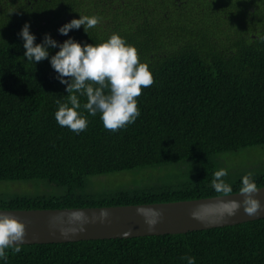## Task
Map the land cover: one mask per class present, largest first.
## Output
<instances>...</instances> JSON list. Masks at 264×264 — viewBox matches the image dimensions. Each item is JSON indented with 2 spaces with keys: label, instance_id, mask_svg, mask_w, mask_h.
Returning <instances> with one entry per match:
<instances>
[{
  "label": "trees",
  "instance_id": "obj_1",
  "mask_svg": "<svg viewBox=\"0 0 264 264\" xmlns=\"http://www.w3.org/2000/svg\"><path fill=\"white\" fill-rule=\"evenodd\" d=\"M79 15L101 22L68 36ZM99 44L119 33L138 49L154 82L137 97L140 116L112 131L88 115L77 134L55 119L66 85L49 60L29 62L18 33ZM59 48L50 49L54 55ZM65 79H68L65 77ZM81 105L86 102L80 96ZM264 150V0H0V210L167 203L239 193L264 161L231 166L226 156ZM250 157V156H249ZM232 186L212 187L214 173ZM92 177H98L91 180ZM11 192V193H9ZM6 249L0 264H264V219L180 235Z\"/></svg>",
  "mask_w": 264,
  "mask_h": 264
},
{
  "label": "clouds",
  "instance_id": "obj_2",
  "mask_svg": "<svg viewBox=\"0 0 264 264\" xmlns=\"http://www.w3.org/2000/svg\"><path fill=\"white\" fill-rule=\"evenodd\" d=\"M98 15H79L58 29L61 35L68 36L74 29L83 26L93 28L101 22ZM19 37L23 40L24 57L27 61L37 63L49 60L51 67L57 73L56 79L66 85L67 101H57L58 110L55 119L60 126H67L79 134L89 124L88 115L100 114V119L106 129L116 131L134 123L140 116L137 97L141 96L142 88L151 86L154 82L153 73L147 63L142 62L138 49L130 44L119 33H113L107 40L99 44L83 43L73 37L63 43L46 33L40 43L30 31V23L25 22ZM59 48L54 55L50 49ZM67 77L68 79H65ZM80 96H85L86 102L81 105ZM228 170L221 168L214 173L212 187L216 191L231 192L232 186L223 177ZM260 191L257 183L249 172L242 177L239 192L244 196L243 207L247 214L254 215L261 208L260 201L254 197ZM241 207V202L233 201L230 211ZM157 215H159L157 213ZM155 223V221H151ZM26 225L15 217L0 213V259H6V249L22 242ZM187 264H196L194 256H185Z\"/></svg>",
  "mask_w": 264,
  "mask_h": 264
},
{
  "label": "water",
  "instance_id": "obj_3",
  "mask_svg": "<svg viewBox=\"0 0 264 264\" xmlns=\"http://www.w3.org/2000/svg\"><path fill=\"white\" fill-rule=\"evenodd\" d=\"M259 189L253 195L260 201L261 208L254 215L246 213L242 204L244 196L240 192L167 203L66 209H1L0 213L13 216L26 225L24 239L17 242L16 246L180 235L264 219V187ZM233 201L241 202V207L230 211Z\"/></svg>",
  "mask_w": 264,
  "mask_h": 264
},
{
  "label": "rangeland",
  "instance_id": "obj_4",
  "mask_svg": "<svg viewBox=\"0 0 264 264\" xmlns=\"http://www.w3.org/2000/svg\"><path fill=\"white\" fill-rule=\"evenodd\" d=\"M248 154L250 157L244 156V155L226 156L224 160L227 162V164L231 166H240V165L249 166L250 164H253L254 159L256 161H259L261 159L264 161V150L263 149H260L257 152H250ZM94 178H98V177H92L91 180ZM30 185H33V183L30 184L27 182H14V183L0 182V195L6 193L7 192L6 190L12 187L13 189L15 187L16 191L22 189L21 191H18V192H26L23 194H31V195L36 194V193H33L34 189L32 187H29Z\"/></svg>",
  "mask_w": 264,
  "mask_h": 264
}]
</instances>
